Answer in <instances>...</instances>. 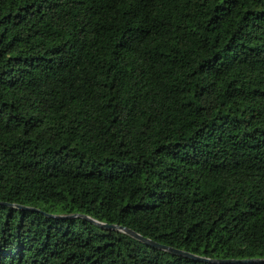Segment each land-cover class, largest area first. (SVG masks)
<instances>
[{
    "label": "trees",
    "instance_id": "1",
    "mask_svg": "<svg viewBox=\"0 0 264 264\" xmlns=\"http://www.w3.org/2000/svg\"><path fill=\"white\" fill-rule=\"evenodd\" d=\"M0 264H264V0H0Z\"/></svg>",
    "mask_w": 264,
    "mask_h": 264
},
{
    "label": "water",
    "instance_id": "2",
    "mask_svg": "<svg viewBox=\"0 0 264 264\" xmlns=\"http://www.w3.org/2000/svg\"><path fill=\"white\" fill-rule=\"evenodd\" d=\"M86 218V217H85ZM88 219L89 221H91L93 224H95L96 226H98L99 228L101 229H104V230H109V231H118V232H122L138 241H140L141 243L149 246V247H152V248H155V249H158V250H162L164 252H167L171 255H175V256H179V257H182V258H188V259H192V260H195V261H205L204 259L202 258H199V257H196L194 255H191L189 253H186V252H182V251H179V250H176V249H172V248H169V247H166V246H162V245H159L149 239H146V238H143L142 236L134 233L133 231L129 230V229H126V228H123L121 226H116V225H108V224H104V223H99V222H96L92 219H89V218H86Z\"/></svg>",
    "mask_w": 264,
    "mask_h": 264
}]
</instances>
